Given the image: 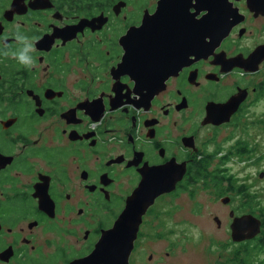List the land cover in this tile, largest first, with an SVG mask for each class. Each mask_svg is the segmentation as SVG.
<instances>
[{"label": "flooded vegetation", "instance_id": "flooded-vegetation-1", "mask_svg": "<svg viewBox=\"0 0 264 264\" xmlns=\"http://www.w3.org/2000/svg\"><path fill=\"white\" fill-rule=\"evenodd\" d=\"M209 1L230 32L185 64V0H0V264H125L103 237L175 171L127 264H264V11Z\"/></svg>", "mask_w": 264, "mask_h": 264}, {"label": "water", "instance_id": "water-1", "mask_svg": "<svg viewBox=\"0 0 264 264\" xmlns=\"http://www.w3.org/2000/svg\"><path fill=\"white\" fill-rule=\"evenodd\" d=\"M193 1H196L195 5L192 4ZM259 1L260 0H250L249 2V7L256 13L264 11V3H260ZM165 6L166 2H163V8L160 12L163 15L167 14L165 12ZM191 7L208 11L209 14L205 16L202 22L194 23L191 19L192 17L189 15V9ZM214 8V4L209 0H185V64L190 56L195 55L197 57H203L208 54V49L202 48L205 40L209 38L213 44H218L230 32L231 27L228 25L226 26L224 20H221L218 15L213 13ZM158 20L162 23L170 21L167 16L160 17ZM210 23H212V30H207L205 32L204 30L206 29V26ZM152 24L153 21L149 20L146 25L147 31H149ZM198 40V45L200 47L194 49L190 48V44ZM260 54H264V49L260 50ZM186 170L185 167V172ZM183 174L184 171H175L174 175L171 177L169 173L168 178L165 176V180L162 182H160V179L156 178L154 174L147 176L146 182L148 186H142L138 190V193L140 191H145L146 194L142 199H144L145 196H148V202L142 206L136 202H130L123 216L117 220L113 228L103 237L104 245L110 251L111 262H116L118 260L111 256L117 252L119 253L121 249L125 248L124 261L125 264L128 263V256L133 249L143 214L159 194L175 190L176 185L183 177ZM135 197L136 196H133L132 199ZM231 228L233 231V239L239 242L253 238L259 230L258 222H256V220L252 221L249 217H243L236 220L233 222ZM120 238L125 239L121 242Z\"/></svg>", "mask_w": 264, "mask_h": 264}, {"label": "clouds", "instance_id": "clouds-1", "mask_svg": "<svg viewBox=\"0 0 264 264\" xmlns=\"http://www.w3.org/2000/svg\"><path fill=\"white\" fill-rule=\"evenodd\" d=\"M17 39L25 41L24 47L22 51L15 52L13 54L19 64L24 66H30L33 63V58L30 55L31 44L27 42L28 38L23 35H17Z\"/></svg>", "mask_w": 264, "mask_h": 264}, {"label": "rangeland", "instance_id": "rangeland-1", "mask_svg": "<svg viewBox=\"0 0 264 264\" xmlns=\"http://www.w3.org/2000/svg\"><path fill=\"white\" fill-rule=\"evenodd\" d=\"M228 35V34H227ZM193 56H195V55H193ZM191 57V56H190ZM197 57V56H196ZM197 58H201V57H197ZM148 198V196H145V198L144 199H147ZM201 221L203 222V225L204 224H206V223H209L208 221V219H209V216L207 215V213H203L202 215H201ZM187 231L189 232V233H186V234H192V233H195L196 231H198L197 229H193V227H188L187 228ZM211 231H214V228L211 230ZM214 236H216V237H218V238H222V237H224V232H221V233H218V234H215Z\"/></svg>", "mask_w": 264, "mask_h": 264}, {"label": "bare ground", "instance_id": "bare-ground-1", "mask_svg": "<svg viewBox=\"0 0 264 264\" xmlns=\"http://www.w3.org/2000/svg\"><path fill=\"white\" fill-rule=\"evenodd\" d=\"M216 15H218V14H216ZM211 24V23H210ZM212 27H208V25L206 26V29L204 30L205 32L207 31V30H210ZM198 42H199V40L198 41H196V42H192L191 44H190V48H197L198 47Z\"/></svg>", "mask_w": 264, "mask_h": 264}]
</instances>
